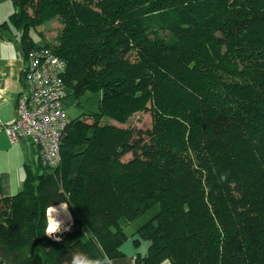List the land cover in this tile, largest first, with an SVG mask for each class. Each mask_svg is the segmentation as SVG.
<instances>
[{
    "label": "trees",
    "instance_id": "obj_1",
    "mask_svg": "<svg viewBox=\"0 0 264 264\" xmlns=\"http://www.w3.org/2000/svg\"><path fill=\"white\" fill-rule=\"evenodd\" d=\"M11 1L0 30L21 31L25 57L45 47L66 62L65 100L101 99L70 119L57 168L39 159L19 193L0 188V264L112 262L121 221L155 207L134 264H264V0ZM53 19L56 43L39 45L30 31ZM138 110L151 129L111 122ZM65 204L75 229L57 243L47 212Z\"/></svg>",
    "mask_w": 264,
    "mask_h": 264
},
{
    "label": "built area",
    "instance_id": "obj_2",
    "mask_svg": "<svg viewBox=\"0 0 264 264\" xmlns=\"http://www.w3.org/2000/svg\"><path fill=\"white\" fill-rule=\"evenodd\" d=\"M66 70V62L48 48L27 52L17 118L3 126L12 145L30 143L37 149L42 165L52 169L61 164L62 138L70 123L63 107Z\"/></svg>",
    "mask_w": 264,
    "mask_h": 264
},
{
    "label": "crops",
    "instance_id": "obj_3",
    "mask_svg": "<svg viewBox=\"0 0 264 264\" xmlns=\"http://www.w3.org/2000/svg\"><path fill=\"white\" fill-rule=\"evenodd\" d=\"M10 3L11 0H0V25L8 22L14 13V5ZM12 30V26L0 30V188L5 197L22 190L26 166L34 168L39 161V154L33 145L26 141L12 145L3 127L16 120L17 101L23 90L25 52L20 45L21 31ZM67 213L71 219L68 210Z\"/></svg>",
    "mask_w": 264,
    "mask_h": 264
},
{
    "label": "rangeland",
    "instance_id": "obj_4",
    "mask_svg": "<svg viewBox=\"0 0 264 264\" xmlns=\"http://www.w3.org/2000/svg\"><path fill=\"white\" fill-rule=\"evenodd\" d=\"M14 11H15V8H14ZM29 14H31L30 11H29ZM12 29L14 30V32H17V30H15L16 29L15 27H12ZM59 29H60V25L58 23V19H53L43 24L37 29L38 32H41L44 35L45 40H42L41 38H39V35L36 30H31L30 35L34 38L36 42H38L39 45H43L44 44L43 42L45 41L54 44L56 43L55 39L58 35ZM134 60L135 58L132 57V62ZM100 99H101V93L99 92L93 93L91 91H87L78 100L76 97H74L73 92L69 90L68 98L63 102V106L66 111L67 117L69 119H75L83 115L98 112ZM111 122L112 124H115L119 127H124V128L135 127L137 129L148 130L152 128L153 118L149 110H146V111L138 110L134 112L130 116V118L127 120V122H125L124 124L114 119ZM130 158H131V155H128L124 158V160H129ZM192 165L195 166L194 162H192ZM195 169H196V166H195ZM66 206L70 212L71 219H69L67 210H65L63 206H57V207H62L66 211L65 217L67 218L66 219L67 224L62 225L60 227L57 225L58 228L61 229V231L57 233L56 235H60V233H64V232H72L75 229L74 218L67 204ZM156 210H157V207H155L153 210H151L150 212L145 214L143 217L139 218L138 220L134 222H128L125 219L121 221L122 228L124 229L126 235L128 236V241L120 248L124 256L122 258H118L114 260V264H134V259L138 253H142L143 255L147 253L149 243L144 242L141 245V248L139 247L137 248L135 244V240L137 238L135 236V233L137 229L139 228V226H141L144 222L148 221L151 218V216L156 212ZM48 212H47V215H48ZM49 223H50V220L48 218V226H49ZM53 240L55 241V239ZM163 264H170V263L165 262Z\"/></svg>",
    "mask_w": 264,
    "mask_h": 264
},
{
    "label": "clouds",
    "instance_id": "obj_5",
    "mask_svg": "<svg viewBox=\"0 0 264 264\" xmlns=\"http://www.w3.org/2000/svg\"><path fill=\"white\" fill-rule=\"evenodd\" d=\"M53 206H50L49 211L52 210ZM61 231L60 228H58L57 224L54 222L49 223V226L45 230V235L48 236L50 239H55L57 243L61 242V237L59 235H56ZM71 264H112L111 260L108 259L107 256L104 257L103 260H89L87 257L75 254L72 257Z\"/></svg>",
    "mask_w": 264,
    "mask_h": 264
},
{
    "label": "bare ground",
    "instance_id": "obj_6",
    "mask_svg": "<svg viewBox=\"0 0 264 264\" xmlns=\"http://www.w3.org/2000/svg\"><path fill=\"white\" fill-rule=\"evenodd\" d=\"M65 216L66 211L62 207H52V210L48 212L50 223L54 222L59 227L67 224V218Z\"/></svg>",
    "mask_w": 264,
    "mask_h": 264
}]
</instances>
